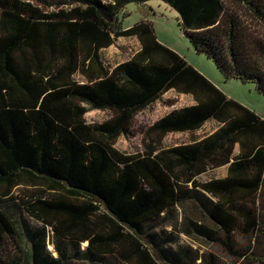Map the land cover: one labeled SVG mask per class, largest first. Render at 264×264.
Returning a JSON list of instances; mask_svg holds the SVG:
<instances>
[{
    "label": "trees",
    "instance_id": "obj_1",
    "mask_svg": "<svg viewBox=\"0 0 264 264\" xmlns=\"http://www.w3.org/2000/svg\"><path fill=\"white\" fill-rule=\"evenodd\" d=\"M150 1L179 14L226 81L264 96V0H0V264H181L159 228L188 202L212 225L190 219V232L230 260L201 264H264V119L158 42L152 23L123 27L129 4ZM120 38L140 50L109 70L102 51ZM170 91L196 105L154 123L144 152L119 151ZM89 109L111 117L88 124ZM210 121L221 127L203 140L161 146ZM225 166L226 178L200 181ZM24 185L39 191L19 202Z\"/></svg>",
    "mask_w": 264,
    "mask_h": 264
},
{
    "label": "rangeland",
    "instance_id": "obj_2",
    "mask_svg": "<svg viewBox=\"0 0 264 264\" xmlns=\"http://www.w3.org/2000/svg\"><path fill=\"white\" fill-rule=\"evenodd\" d=\"M121 16L123 17L122 22L125 29L132 28L141 22L152 23L158 42L183 57L230 99L239 102L264 119V96L259 94L252 84H243L236 80L226 81L212 60L205 55L197 54L189 39L185 36L179 14L167 4L162 1H150L146 4L131 3L122 11ZM139 50L140 42L137 38H122L118 39L110 48L103 50L101 55L106 68L113 70L119 64L131 60ZM75 79L81 82L84 81L81 75H76ZM191 103V98L181 97L175 91L169 92L159 102L135 118L132 135L120 137L116 143V148L130 155L144 152L146 150L145 144L148 143L146 138L148 129L167 114L176 109L190 106ZM110 117L111 114L108 111L89 109L85 120L88 124L93 125L104 123ZM213 127V125L206 127L199 134L201 137L206 136L214 130ZM189 140L190 137L186 135H170L162 141L161 146L166 148ZM222 174L223 170L220 169L209 170L201 176L200 181L205 182ZM36 191L39 190L24 185L13 191V197L19 202L27 201L30 200L31 194ZM178 216V219L177 217L169 219V225L166 226L165 224L159 228L162 235L160 237H170V246L166 245V247L168 246V250H166L168 254L179 255L181 264H201V258L206 259L212 253L219 256L224 263H229V258L218 244L190 232L188 224L190 219L204 226L212 227L209 220L195 207L194 203L188 202L180 207ZM184 217L188 218L187 222ZM31 223L36 225L34 220H31ZM49 250L53 252V247H49Z\"/></svg>",
    "mask_w": 264,
    "mask_h": 264
},
{
    "label": "crops",
    "instance_id": "obj_3",
    "mask_svg": "<svg viewBox=\"0 0 264 264\" xmlns=\"http://www.w3.org/2000/svg\"><path fill=\"white\" fill-rule=\"evenodd\" d=\"M120 39H122V38H120ZM170 92H172V91H170ZM169 93V92H168ZM167 93V94H168ZM166 95V94H165ZM177 95H179V96H181V97H189V98H191L192 99V103H191V105L190 106H194V105H196V102H195V100H194V98L192 97V96H188V95H182V94H177ZM159 102V101H158ZM190 106H187V107H190ZM183 108H185V107H183ZM180 109H182V108H180ZM176 110H179V109H176ZM168 115V114H167ZM214 126L212 129H214V130H212L209 134H207L206 136H203V137H201V135L199 134V132H201L204 128H206V127H209V126ZM221 126H220V124L219 123H217V122H215V121H210V122H207L200 130H198V131H195V132H186V133H171V134H169V135H167L166 137H168V136H170V135H186V136H189L190 137V140L189 141H186V142H184V143H181V144H175V145H171V146H169V147H166V148H172V147H177V146H180V145H188V144H193V143H195V142H199V141H201V140H203L204 138H206L207 136H210V135H212V134H214L217 130H219V128H220ZM165 137V138H166ZM192 137H196V138H192ZM164 138V139H165ZM239 152V150L237 149L236 150V153H238ZM228 166H225V167H222V168H218V169H220V170H223V174L220 176V175H218V176H216L215 177V179H224V178H226L227 176H228ZM201 178V177H200Z\"/></svg>",
    "mask_w": 264,
    "mask_h": 264
}]
</instances>
